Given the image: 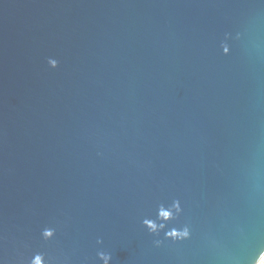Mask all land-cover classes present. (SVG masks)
Returning a JSON list of instances; mask_svg holds the SVG:
<instances>
[{
    "label": "water",
    "instance_id": "1",
    "mask_svg": "<svg viewBox=\"0 0 264 264\" xmlns=\"http://www.w3.org/2000/svg\"><path fill=\"white\" fill-rule=\"evenodd\" d=\"M262 252L264 0H0V264Z\"/></svg>",
    "mask_w": 264,
    "mask_h": 264
},
{
    "label": "clouds",
    "instance_id": "2",
    "mask_svg": "<svg viewBox=\"0 0 264 264\" xmlns=\"http://www.w3.org/2000/svg\"><path fill=\"white\" fill-rule=\"evenodd\" d=\"M50 65L52 67H57L58 64L55 61H49ZM176 213H179L181 211L179 202H176L174 204ZM158 217L162 218L163 220H168L174 218L172 215L171 210H164L163 207L158 211ZM143 226L147 228L148 232L150 234L159 235L160 231L164 229L165 225L164 223L157 224L155 221L149 220L147 218L143 219ZM55 235V230L52 228H45L42 231V237L44 240H51ZM190 236V231L187 227L183 228L182 230H172L165 234V239H170L173 241H182L185 239H188ZM157 246L160 245L161 241L156 240L154 242ZM100 258L104 260V264H108L109 260L112 259L111 253L104 254L100 253ZM45 259V255L42 253L35 254L31 260L30 264H42V261ZM47 264H50V259L47 260ZM254 264H264V252H262L258 259L255 260Z\"/></svg>",
    "mask_w": 264,
    "mask_h": 264
}]
</instances>
